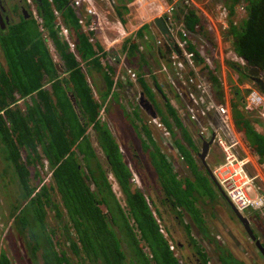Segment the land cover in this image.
Masks as SVG:
<instances>
[{
  "label": "trees",
  "instance_id": "1",
  "mask_svg": "<svg viewBox=\"0 0 264 264\" xmlns=\"http://www.w3.org/2000/svg\"><path fill=\"white\" fill-rule=\"evenodd\" d=\"M32 1L41 18L40 23L33 19L28 7L24 9L26 14H20L17 21L0 29V172L5 191H12L13 200L17 201H12L4 218L0 217L2 229L8 228L11 222L14 231L23 238L25 251L33 264H182L169 250V242L176 248L178 241L167 227V238L159 232L153 209L131 181L132 174L119 144L99 118L107 97L121 85V82L113 81L115 68L107 60L108 53L103 52L99 42H88L77 25L80 10L72 8L70 0H52L53 5L48 0ZM224 2L229 12V27L223 33L224 37L229 40L233 52L245 61L246 67L264 71V0ZM179 5L175 16L183 22L190 41H203L202 48L207 42L214 48V37L204 25L202 14L189 0H180ZM52 6L60 11L63 23L72 32L76 56L58 37ZM121 9L125 10L115 8L120 20L124 14ZM239 9L245 17L234 24ZM40 28L55 45L64 71L61 78ZM148 30L149 25L144 24L135 33V38L128 37L122 43L121 52L140 73L138 79L142 68L147 66V53L141 51L139 45ZM147 48L165 60L170 54L167 45L154 50ZM187 48L195 52L201 70L207 69L204 59L199 57V48L190 42ZM98 53L102 55L97 57ZM226 65L239 74V83L249 79L247 74L239 72L237 64L226 62ZM216 71L207 70L206 75L213 90L222 98ZM93 75H99L105 83L100 100L94 97L87 81V76ZM69 94L76 100L79 116ZM245 94L246 90L231 86L229 104L234 128L244 145L258 157V163L264 165V133L255 128L259 122L254 118L253 110L247 108ZM160 118L168 131L173 124L188 141L189 149L182 144L181 136L178 138L171 132V141L179 156L184 157L193 178H179L159 148L153 146L159 158L155 160L153 147L142 141L141 130L134 129L141 139L140 146L148 152L164 195L191 220L193 227L184 225L189 243L200 261L208 264L204 250L192 238L191 228H195L201 240L214 246L219 264H245L229 249L212 240L201 208H196L204 196H198L200 194L192 188L194 185L205 187L210 202L217 198L211 178L194 158L199 150L173 110H170V120L174 123L167 116ZM90 127L104 155L106 169L87 135ZM141 129L148 134L145 126ZM45 161L50 170V176L46 178L41 173ZM108 171L118 185L124 206L113 192ZM182 213L177 214L180 225H183ZM0 264H13L5 247H0Z\"/></svg>",
  "mask_w": 264,
  "mask_h": 264
},
{
  "label": "crops",
  "instance_id": "2",
  "mask_svg": "<svg viewBox=\"0 0 264 264\" xmlns=\"http://www.w3.org/2000/svg\"><path fill=\"white\" fill-rule=\"evenodd\" d=\"M96 1L94 0L95 7L97 9ZM103 1V0H100ZM111 2L110 0H107ZM114 1V0H113ZM130 2V0H117V6L119 8H125V10L121 9V13L123 14V19L120 20L116 13L114 14L118 22L122 23L124 25V30L129 32V26L134 28L136 31L140 28V26H136V19L137 18H130V10L127 9L126 4ZM12 3H15L14 0H12ZM11 3V4H12ZM113 3V2H112ZM135 4H133L134 6ZM98 11V10H97ZM115 11V9H114ZM19 15V14H18ZM17 15V16H18ZM19 19V16L16 18ZM123 20V22H122ZM129 24V25H128ZM121 31V30H119ZM144 35V38L142 41H140L139 49L147 53L146 60H147V66H144L142 68V75L141 77L135 81V82H128L126 80V84L121 82L120 86H116L112 92L113 95L107 97V100L104 102V105L101 109V112L99 114L100 120L108 127L110 130L112 136L118 143V137L121 136V133L124 135H128V137H123L122 142L123 145L132 147L134 142H138V144L141 142L136 136V132L134 131V128L137 127L138 130H141V138L142 141L146 143L149 147H157L159 148L160 153L165 157L166 161L170 163L177 174L180 172H185V176H181L180 178L184 177H192V173L186 166L185 160L181 161L179 159V154L174 152L172 147H169L167 144H164V142H167V140L164 137V134L160 133L156 129H154L152 126L148 127L144 124L143 117H147L145 112L139 107L138 102L134 104L133 98L137 95L140 96V94H143L144 97L150 102V98L152 96H156V105L158 104V107L161 109L160 113H158L157 109L154 107V110H156V118L161 122V116H167V118L170 120V110H173L177 117L179 118L180 122L182 123V126L186 128L188 135L190 136L191 142L194 145L195 148L200 149V136L199 131L202 127H206L208 130H211L212 126L215 127V125H218L219 123V116L214 112L213 110L209 109L208 104H228L230 106V91L231 86H239L242 90L250 89L251 83L247 82V79H244L243 83H239V74L233 71L230 67L226 65V62L232 61L233 51L232 49H227V52L224 50V47L222 43L221 45L217 46L216 49L209 48L210 52L209 55H205V48H202L201 42H193L191 41V44H195L199 50L201 55H204L205 57H208V59L213 68L217 67L216 76L218 77L219 82L221 83V90L223 91V97L220 98L216 91L213 90L212 86L210 85L209 79H207V70L205 69L201 70L200 65H196L198 72L194 71L195 77L197 80H199L200 83H203L204 85L208 84L210 85L209 88L206 89V91L199 90L195 85L184 86L182 84V81L175 75L171 74V71L168 73H157L159 70L160 65H165L166 61L165 59L160 58V56H156L153 52L148 51L147 47H151L152 50L158 47L157 41L161 39V34L158 32L156 28L149 27L148 32H146ZM160 34V35H159ZM135 35V34H134ZM128 36L129 38H135V36ZM127 38V37H126ZM125 38H122V42H119L116 44V46L110 45L112 48L104 49L105 53H108L107 60L110 61L113 57H121L123 59V62H111V64L115 68V76H118L119 74H122L124 71L125 66L134 69H136L129 64L128 56L121 52L122 43ZM115 39L112 43H117L118 40ZM203 57V56H202ZM204 57V58H205ZM205 62V61H204ZM217 63V66L216 64ZM58 71H63L62 64L57 65ZM239 72L243 73V69L239 68ZM137 73V72H136ZM140 73H137V75ZM63 76V75H62ZM92 82H89L93 89V95L97 100H100L102 95L105 92V83L102 80V78L99 75H93ZM114 80V79H113ZM90 81V80H89ZM260 90V89H259ZM262 91V90H260ZM26 101H30L29 99H26ZM116 101V104L114 103ZM152 104V102H150ZM231 109V108H230ZM103 113L104 118H103ZM196 115L198 117L197 120H191L190 116ZM232 116V113H231ZM171 123H174L172 120H170ZM145 126L146 130L148 131V134L144 132L141 128ZM165 126V125H164ZM172 129L168 131L171 135V132L179 138L181 136L182 144H184L188 149V141L184 140V135L181 133L180 129L173 124L171 125ZM149 129H148V128ZM88 130H91L88 132ZM87 130L88 137L91 136L93 138L94 142L98 147V144L95 140V134L93 129L90 127ZM163 135V137H162ZM236 135V132H235ZM151 143V144H150ZM119 144V143H118ZM167 145V146H166ZM119 146H121L119 144ZM140 146V144H139ZM154 150V147L152 148ZM100 150V149H99ZM141 150V146H140ZM155 151V150H154ZM102 152V151H101ZM182 157V156H181ZM213 159H215V163L220 160V156L216 155L215 150H213V155H211ZM184 158V157H183ZM196 158V155L194 156ZM200 165V162H198ZM180 175L178 174V177ZM156 180H157V173H156ZM216 201L219 200V197L215 199Z\"/></svg>",
  "mask_w": 264,
  "mask_h": 264
},
{
  "label": "built area",
  "instance_id": "3",
  "mask_svg": "<svg viewBox=\"0 0 264 264\" xmlns=\"http://www.w3.org/2000/svg\"><path fill=\"white\" fill-rule=\"evenodd\" d=\"M24 1L31 7L33 19L37 23H40L41 18L38 16L37 10L32 3L33 1ZM177 1L178 0H166L165 8L160 5L161 10L159 16H165L169 40L161 37V39L157 41V45L162 46L166 44L170 48V54L168 55L166 64L162 66L160 65L157 73H169L171 71V74L175 75L176 78L178 77L184 86L189 87L190 85H195L199 90L206 91L210 85L200 83L194 74L195 69L198 72L196 66L197 60L195 52L189 51L187 48L188 42L191 43L189 33L182 23H175L171 19ZM48 3L53 5L52 0H48ZM107 3L111 4L109 1H107ZM70 5L72 8L80 10V13H77V25L81 32L88 38V42L90 44H94L96 41L98 42L97 34L102 29V23L99 12L95 7L94 0H70ZM240 10L242 11V9ZM52 11L56 19L55 28L58 30L59 39L64 42L69 51L76 56V43L72 32L63 23L60 11L53 6ZM218 21L219 25H221V30L228 29V11L223 6L220 7ZM118 24L121 26L120 22H118ZM40 31L53 62L57 63L56 58H59V56L57 55L54 43L43 28H40ZM119 32L121 33L120 35L127 37L129 34L134 35L137 31L134 29L125 32L122 27V32ZM99 44L101 45L100 42ZM101 47L103 48V51H105L104 49H108V47L104 48L102 45ZM101 55V53H98L97 57H100ZM199 57L204 59L209 69L212 68L211 62L206 59L208 57L201 55L200 50ZM58 60V65H61L60 58ZM232 60L239 61L235 56H232ZM110 61L123 62V59L118 56L111 58ZM240 61L243 63L242 60ZM81 66L83 65L81 64ZM136 79L137 76L135 72L131 68L125 66L123 73L115 76L113 81H122V83L126 84V80L128 82H135ZM246 91L245 104L247 108L255 110L259 117L264 120V93H260L251 88ZM208 107L219 116V123L218 125H215V127L212 126L211 130L202 127L199 131V136L202 140L206 141L213 136V142L219 150L220 160L211 168V176L213 177L215 184L230 205L239 213L244 214L248 211H261L264 208V193L257 183L258 176L252 175L250 172L252 167L259 166L257 157L252 155L250 150L242 143L241 139L235 135L230 106L228 104H208ZM190 119L197 120L198 117H196V115H191ZM151 122L158 130H161L167 143L169 142V144L172 145L170 133L165 126L157 118L151 119ZM180 159L182 160V158ZM44 167L49 169L46 161L44 162ZM48 176H50V172ZM133 181H135V183L138 182L137 176H133ZM153 216L156 219L159 232L167 238V231L163 223L154 213ZM169 250L174 253L175 257L179 258L175 245L172 242H169Z\"/></svg>",
  "mask_w": 264,
  "mask_h": 264
},
{
  "label": "rangeland",
  "instance_id": "4",
  "mask_svg": "<svg viewBox=\"0 0 264 264\" xmlns=\"http://www.w3.org/2000/svg\"><path fill=\"white\" fill-rule=\"evenodd\" d=\"M6 1L7 2L9 1V5H11L12 0H6ZM110 1H111V4L107 3V0H103V1L97 0L96 1L97 10L99 12V16H100L101 23H102L101 24L102 29L97 34V40L98 42L101 43V45L104 48L108 47L109 49L112 48L110 47L111 44H113L112 46L114 47L119 42H122V38L126 39V37H124L123 35H120L121 33L119 32V30H121L122 32V27L123 29L125 27L122 23H121V26L120 24H118L119 20H117L115 18L116 16L114 15L115 14L114 9L118 7L117 0H114V1L110 0ZM14 2H16V0H14ZM190 2H191V5L202 14L204 18V25L206 24L205 26L207 27L209 32H211V34L213 35L214 43L215 41H217L216 46L221 45L220 44L221 42L226 52H227V49L229 50L232 49L229 40L226 39L223 35V33L225 34L226 30L221 31V27H220L221 25H219V21H218V15L220 11L219 8L222 5H226L224 0H203V2L201 3L196 2L195 0H192ZM133 4L135 5L133 6ZM165 4H166V0L165 1L164 0H138V1L130 0V2H128L126 6H127V9L130 10L129 11L130 18L131 19L137 18L136 19L137 23L135 27L141 26L143 24H148L149 27L155 28L156 26L154 24V20L159 18L160 10H161L160 5H162L163 8H165ZM22 5L24 9L27 10L28 6L25 4L24 1L22 2ZM179 6L180 5L178 2L177 8ZM244 17H245V14L241 12L240 10H237L234 20L238 22ZM172 18L174 19L175 17L173 16ZM17 20L18 19H16V21ZM129 29H130L129 31L134 30V28L133 27L131 28L130 26H129ZM125 32H128V31L125 30ZM128 36H132V35L129 34ZM115 39H117L118 42L112 43ZM205 44H206L205 49L207 48V53H209L210 51L209 48H211V46L207 42H205ZM58 59L59 58L57 57L56 58L57 63H55L57 65L59 64ZM242 71L245 72V70H242ZM58 72L61 75L59 76L61 78L63 75V72L62 71H58ZM89 80H90L89 82L93 81L91 76H89ZM247 82H250V80L247 79ZM250 85L251 87L254 86L253 84H250ZM137 98H138V95L133 98L134 104L138 102ZM152 102H153L152 106H154L157 109L158 113H160L161 109L158 107V104L156 105L155 103L156 102L155 95L153 96ZM114 103L116 104V101H114ZM104 115L105 114L103 113V118H104ZM254 118L258 121L261 119L259 115L257 114L256 115L254 114ZM147 122H148V125L152 126L154 129H156L162 134L161 130H158L156 126L153 125V123L151 122L149 118ZM255 127H257V129L260 132L264 133V121L263 120H261L260 122V127L258 125ZM90 131L91 130H88V132ZM134 131L136 132L135 129ZM136 136L138 138L137 134ZM123 137H128V135H124L123 133H121V136L118 137V143L121 145L120 146L121 150H123L125 154L124 159L128 163L130 156L136 154L138 151H141V150H140V146L138 142H134L132 147L128 146V148L131 150V154L129 155L127 152L129 149L127 150L126 145H123L122 142L120 141L123 139ZM138 139L141 140L140 138ZM91 141L93 145H96L93 138H91ZM95 150H96L98 160L100 161L104 169H106L105 158H104L103 153L101 152V150H99V147L97 146H95ZM147 155H148V152H147ZM152 155L154 156L155 160L156 158L157 160L159 159L158 157H156V151H154ZM209 155L210 156L207 157L205 161L207 164H209V168H211L215 165V161H216L215 159L211 157V155H213V150L209 151ZM130 166L132 170L136 172L135 167L133 165H130ZM1 169H2V164L0 160V170ZM145 170L148 171V177L150 176V181H153L154 174H156L155 169L153 170V172L149 169H145ZM178 171H179L178 174L180 175L179 178L181 176H185V172H180V170ZM49 172L50 170L45 167L41 171L44 177L45 176L47 177ZM250 172L252 175L258 176L257 183L259 184L262 192L264 193V166L257 165L254 168L252 167V169H250ZM137 180L139 182V187L142 188L140 178L137 177ZM3 181H4V178L0 172V217L1 218H4V215H6V209L9 211L10 207H12V201H14V203H17L15 199L13 200L14 193L10 190H8L7 192L5 191V184ZM46 181L48 180L46 179ZM192 188L200 194L198 196L206 197V198H203V200H201V203H199V205H197L196 208L197 209L202 208V206L206 204L204 206L207 207V210H203V208L200 210H202L201 212L206 222V225L208 227V230L210 232V235H211L210 237L212 238V240H214L215 243L220 244L221 246H224L227 249H229L235 255V257L242 260L245 264H264V258L260 255L259 251L255 249L254 244L249 239L248 235L245 233L242 225L238 222L237 218L233 214L226 200H224L223 197H219L218 201L214 200L213 202H210L211 199L206 194V189L203 185H194L192 186ZM113 192L115 196L120 200L121 205L124 206L122 195L118 189V186L114 183H113ZM261 213L264 214V210ZM250 214H254V213L246 212L244 216L249 218ZM1 218H0V247H3V248L5 247L7 249V252L10 254V257L13 260V264H33L27 252L25 251V245L23 242V238L20 235H18L16 231H14V227L13 225H11V222L8 228L2 229V219ZM182 222H183L182 223L183 225H178V227L176 226L175 221L170 224L172 228L177 227V229L174 228L176 231L178 230L184 231V225H189L193 227L189 217L183 218ZM191 230H192V238H195L200 244L201 248L204 250V253L207 256V259L209 260V264H219L218 258H217V252L215 251L214 246L209 241L201 240L195 228H191ZM174 237L180 243L186 244L188 242L185 236H179L177 234ZM180 262H181V259H180ZM194 263L195 262H191V264H194Z\"/></svg>",
  "mask_w": 264,
  "mask_h": 264
},
{
  "label": "flooded vegetation",
  "instance_id": "5",
  "mask_svg": "<svg viewBox=\"0 0 264 264\" xmlns=\"http://www.w3.org/2000/svg\"><path fill=\"white\" fill-rule=\"evenodd\" d=\"M22 2H23V0H16L15 3H12L11 5H9V1L7 2L6 0H0L1 16H2V18L4 20L5 19L7 20L5 22V27L10 25V24H12V23H14L16 21V18L18 16H20V14H22L23 11H25L24 7L22 5ZM29 10H30V13L32 15L31 7H29ZM248 71L249 70H247V75H248ZM262 72H264V71H260V73L258 75V79L260 80L259 82L252 81L253 85H255L256 87H258L260 89H264V73H262ZM150 99H151L150 102H152L153 96ZM154 111L156 112V110H154ZM148 116L147 117L146 116L143 117V119H144V124L147 125L148 127H150V125H148V122H147L148 121ZM90 140H91V138H90ZM200 144H201V142H200ZM92 146H93V148L95 150V146L93 145V143H92ZM126 148H127V150L129 149L128 146H126ZM99 149L101 150L100 147H99ZM198 150L199 151H198V153L196 155L197 156L196 158L198 159V162H200L201 167H203L202 170H204L205 173H207V175L209 176V173H208L209 164H207L206 161H205V164H206V166H205L201 162L199 157H198L199 153L201 152V146H200V149H198ZM210 150H216L217 151V152L215 151L216 155L220 156L219 150L216 148L214 142H213V144L210 146V148L208 150L207 157L210 156L209 155V151ZM95 152H96V150H95ZM127 152H128L129 155L131 154V150L130 149ZM121 153H122L123 158H124V155H125L124 151L122 150ZM207 157L205 158V160L207 159ZM181 158H182V160H184L183 157H181ZM129 164L133 165L135 167L136 172H134L132 170V168H131V166ZM127 165H128V168H129V170H130V172L132 174L131 181H133V173H135L136 176L138 178H140V182H141L142 188L139 187V190L143 192L144 198H145L146 203L149 206V208L153 209L152 213H154L156 215V217L161 220V222L163 223L164 227H167L168 230H170L172 232L173 236H176L177 234L179 236H185L186 233L184 231H182V230L176 231L174 229V228L177 229L178 225H180V222H178L179 220H178L177 214H178V212L182 213L183 211L180 210V208H178V207L175 208L173 203L171 201H169L167 199V197L164 195L163 191L159 187L158 181L156 180V174H154L153 181H150V176L148 177V171H146L145 169H149V170H151L153 172L154 168L152 166V163H151V160H150L149 156L147 155V152H145L142 149V147H141V151H138L136 154L130 156L129 162L127 163ZM107 174H108V179H109L111 185H113V183L117 185L113 175L109 171H108ZM213 184L215 186V190H216V193H217L216 197H222V193L219 190L218 186L214 182H213ZM204 198H206V197H204ZM204 205H206V204H204ZM204 205L202 206L203 210H207V207L204 206ZM155 208H157V210H158V212H159V214L161 216H158V213L156 212ZM185 217H188V215H186V213H182V219L185 218ZM248 220L250 222V227L252 228L256 238L261 242L262 246L264 247V214H262V213L250 214ZM174 221H175V224H176L177 227H173L172 228L170 223H172ZM185 238L187 239V236H185ZM252 243L255 246V242L252 241ZM177 245H178V247L176 246L177 254L179 256V260L181 259V263L182 264H185V263L186 264H191V262H195L196 264H203L202 261H200V258L196 255L197 253L195 252V249L192 247V244L189 243V241L186 244L178 242ZM177 248H179V249H177ZM255 249H256V246H255ZM256 250L259 251L258 248ZM260 255H261V253H260ZM208 264H209V261H208Z\"/></svg>",
  "mask_w": 264,
  "mask_h": 264
},
{
  "label": "water",
  "instance_id": "6",
  "mask_svg": "<svg viewBox=\"0 0 264 264\" xmlns=\"http://www.w3.org/2000/svg\"><path fill=\"white\" fill-rule=\"evenodd\" d=\"M23 13L26 14V11H23ZM27 17V16H26ZM7 20L3 19L1 16V9H0V28L3 30L5 27V22ZM154 24L156 26V28L159 30V32L167 38V34H168V30L167 27L165 25V21L162 18H157L154 20ZM259 70L256 68H251L248 71V75L250 76V79L254 82H259L260 80L258 79V75H259ZM264 73V72H262ZM264 91V89H262ZM69 100L75 110V112L77 113V115L79 116V112H78V106L76 103V100L73 96V94H69ZM139 107L147 114L149 115L151 118H156V112L154 111V108L152 106V104L144 97L143 94H140L139 97V102H138ZM213 136L210 138L209 141H205V140H201V152L199 153L198 157L201 160V162L206 166L205 164V158L208 155V150L210 148V146L213 144ZM209 176L211 178V180L214 182L213 177L211 176V172L210 170H208ZM223 196V194H222ZM224 197V196H223ZM224 199L226 200V202L228 203V205L230 206L233 214L235 215V217L237 218V220L241 223L244 231L246 232V234L248 235L249 239L253 242H255V246L258 248L259 252L261 253V255L264 257V247L262 246L261 242L256 238L252 228L250 227V222L248 220L247 217H245L244 215L240 214L239 212H237L227 201V199L224 197Z\"/></svg>",
  "mask_w": 264,
  "mask_h": 264
},
{
  "label": "clouds",
  "instance_id": "7",
  "mask_svg": "<svg viewBox=\"0 0 264 264\" xmlns=\"http://www.w3.org/2000/svg\"><path fill=\"white\" fill-rule=\"evenodd\" d=\"M24 1V0H23ZM180 0H178L177 2H176V4H175V9H174V11L172 12V17L174 16L175 18V20L177 19L176 18V16H175V12H176V9H177V3L179 2ZM189 1H192V0H189ZM25 2V1H24ZM33 3V2H32ZM25 4H26V2H25ZM27 5V4H26ZM34 5V4H33ZM28 7H30L29 5H27ZM223 7H225L226 5H222ZM227 8V7H226ZM220 9V8H219ZM240 10V9H239ZM241 11V10H240ZM241 12H243V11H241ZM244 13V12H243ZM228 14H229V12H228ZM171 17V19L176 23H182L183 24V22L182 21H180V20H178L177 19V21H175L173 18ZM159 18H162V19H164V21H165V16L163 15H161V16H159ZM228 23H229V17H228ZM237 22L234 20V24H236ZM144 25V24H143ZM165 25H166V22H165ZM184 25V24H183ZM166 27H167V25H166ZM156 28V27H155ZM157 29V28H156ZM158 30V29H157ZM167 30H168V28H167ZM226 30H228V29H226ZM221 31H225V30H221ZM158 32H159V30H158ZM160 33V32H159ZM161 34V33H160ZM159 34V35H160ZM222 34V33H221ZM168 35H169V33L167 34V38L166 37H164L162 34L160 35L161 37H163L164 39H166V40H169V37H168ZM216 44H217V41H215V47H214V49H216L217 48V46H216ZM164 45H166V44H164ZM204 46L206 47V44H205V42H204ZM160 47V46H159ZM233 51V50H232ZM205 55L207 56V55H209V53H207V48H206V50H205ZM210 52V51H209ZM233 56H235L236 58H238L239 59V61H235V60H232L233 61V63H235V64H237V66L239 67V68H241V69H243V70H245V72H244V74H247V70H250L251 68H249V67H246V63H245V61L242 59V58H240V57H238L234 52H233ZM240 60H242L243 61V63H241V61ZM166 61V60H165ZM207 66V65H206ZM211 71H214L215 69H218L217 67H214L213 68V66L211 65ZM208 68V67H207ZM209 69V68H208ZM257 69V68H256ZM133 70V69H132ZM134 71V70H133ZM135 72V74H136V76H137V78H138V75H137V73H136V71H134ZM217 72V71H216ZM260 72V71H259ZM137 80V79H136ZM249 80H250V83L251 84H253L252 83V80L250 79V76H249ZM87 81L89 82V77L87 76ZM251 89H255V90H257V91H259L260 93H264V91L262 90V89H260V88H258V87H256L255 85L253 86V87H250ZM262 90V91H260V90ZM247 92V91H246ZM246 95V94H245ZM139 97L140 96H138V100L137 101H139ZM231 108V107H230ZM249 109V108H248ZM232 113V112H231ZM253 113L256 115L257 114V112L255 111V110H253ZM258 115V114H257ZM148 116V115H147ZM148 118L151 120V119H153V118H151L150 116H148ZM154 119H156V118H154ZM261 120H263V119H260L258 122H259V124L257 123V124H255V126H259L260 127V122H261ZM233 121V120H232ZM264 121V120H263ZM162 123V122H161ZM233 126H234V124H233ZM256 128V130L259 132V133H263V132H260L258 129H257V127H255ZM234 130H235V128H234ZM236 132V131H235ZM236 135L240 138V136H239V134L236 132ZM170 139H171V135H170ZM201 139V138H200ZM241 139V138H240ZM202 140V139H201ZM210 140V139H209ZM208 140V141H209ZM206 141V140H205ZM165 144H167L169 147H172L173 148V150H174V152L176 153V155H177V150L175 149V146L173 145V143H172V145H170L169 143H167V142H164ZM243 143V142H242ZM120 151H121V148H120ZM122 152V151H121ZM252 155H254V156H256L255 154H253L252 153ZM257 157V156H256ZM181 158V156H179V159ZM257 159H258V157H257ZM181 160V159H180ZM181 161H183V160H181ZM219 162V161H218ZM217 163V162H216ZM215 163V164H216ZM259 164V163H258ZM260 165V164H259ZM261 166H264V165H261ZM212 168V167H211ZM211 168H209V170H210V172H211ZM135 175V173H133V176ZM136 176V175H135ZM132 183H133V185L134 186H136L137 188H139V182H137V183H135V181H132ZM215 183V182H214ZM112 189H113V185H112ZM223 197V196H222ZM224 198V197H223ZM118 199V198H117ZM122 199H123V197H122ZM119 200V199H118ZM225 200V199H224ZM228 201V200H227ZM121 203V202H120ZM230 204V203H229ZM264 209V208H263ZM263 209L261 210V211H248L247 213H261L262 211H263ZM238 212V211H237ZM241 214V213H240ZM246 214V212L244 213V214H242V215H245ZM154 217V216H153ZM168 235V234H167ZM256 249H257V247H256Z\"/></svg>",
  "mask_w": 264,
  "mask_h": 264
}]
</instances>
